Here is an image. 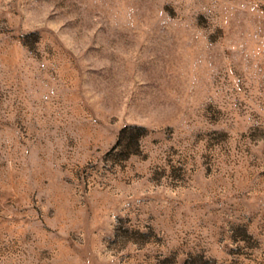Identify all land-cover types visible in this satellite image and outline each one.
<instances>
[{
	"label": "rangeland",
	"instance_id": "obj_1",
	"mask_svg": "<svg viewBox=\"0 0 264 264\" xmlns=\"http://www.w3.org/2000/svg\"><path fill=\"white\" fill-rule=\"evenodd\" d=\"M0 264H264V0H0Z\"/></svg>",
	"mask_w": 264,
	"mask_h": 264
}]
</instances>
